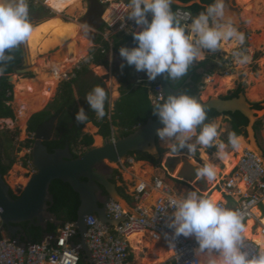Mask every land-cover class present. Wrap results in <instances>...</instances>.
<instances>
[{
	"label": "clouds",
	"instance_id": "clouds-1",
	"mask_svg": "<svg viewBox=\"0 0 264 264\" xmlns=\"http://www.w3.org/2000/svg\"><path fill=\"white\" fill-rule=\"evenodd\" d=\"M172 4L173 0H128L127 18L141 26V30L133 32L136 46L121 47L119 54L128 66H134L137 72H144L149 80L157 78L159 81L158 76L165 73L169 79H180L188 74L194 62L205 59V50L216 52L222 48V42L229 40H235L241 44L244 42L243 34L237 30L234 22L226 17L224 0H214L205 11L195 17L190 12L191 23L177 19L172 11ZM101 6V14L104 15L108 7L102 4ZM149 14L151 15L150 20ZM79 27L85 34L91 30L87 24H81ZM33 32L34 26L30 20L27 0H0V77L4 75L7 62L13 59L8 53L28 42ZM247 59V57H242L238 63H246ZM23 62H25L24 58ZM93 64H95L94 61ZM25 67V64L21 65V68ZM123 67L122 64L121 68ZM81 70H77V73ZM140 85L149 89L150 100L154 105L153 114L163 125L156 129V135L168 145L171 152L177 153L186 148L191 156L196 153L197 146H202L204 149L214 146L217 148L218 159L227 158L226 145L218 139V125L216 123L204 124L206 112L195 97L183 93L170 94L165 99L163 98L162 103L154 104L153 95L146 81L144 80L143 84H137V86ZM85 99L89 108L96 113L97 118L103 119L106 115L105 104L109 99L105 88L95 86ZM87 119L85 109L80 107L75 113V120L84 123ZM109 120L111 122V117ZM89 123L95 126L93 122ZM115 129L119 131L118 127L112 125L111 136L106 138L110 142L122 138ZM103 140H105L104 137ZM228 143L233 149H238L240 137L233 133L229 136ZM72 152L74 154L73 150ZM137 162L145 161L126 158L119 165L126 170V166L132 167ZM196 176L197 179L206 178L211 182L217 176V168L212 163H205L197 168ZM136 187H132L133 191ZM131 193L126 192L133 201ZM130 205L133 208L134 205L131 203ZM168 206L174 208L172 220L168 225L169 228L174 229V235L194 236L198 243L197 254L207 253L206 259L198 261L197 264H264V249L255 255H250L245 250L244 233L246 229L239 211L225 207L215 199L201 196L195 190L188 191L182 197H170Z\"/></svg>",
	"mask_w": 264,
	"mask_h": 264
},
{
	"label": "rangeland",
	"instance_id": "rangeland-1",
	"mask_svg": "<svg viewBox=\"0 0 264 264\" xmlns=\"http://www.w3.org/2000/svg\"><path fill=\"white\" fill-rule=\"evenodd\" d=\"M96 0H84L82 6L80 7V10H76L73 14L66 15L63 14L62 18L64 21H70V22H77L79 25L81 24H87L91 30L85 34L82 33V31L79 34V37L84 39L87 43V46L84 48L87 52V56L79 62L70 73H68L63 79H60L57 83V87L55 90L49 91L47 88L45 90H48V94L45 92V90L42 89V87L34 86V93L31 94L30 98L34 101L42 100L41 106L37 107L33 114L42 111L43 109L48 108L49 105L53 104V102L60 99V95L62 93V87L63 84L66 82H70L72 79L77 77V70L78 67H82V64L84 63V60L86 58H89V55L94 53L97 48L102 49L104 46V43H102L99 38L103 37L104 40L107 37V39H110V37L115 36V34H121L119 30V26L121 23L118 21L119 17L115 16L114 10L111 8L112 2L115 4L117 0L109 1V9L110 11L106 9V13L109 14L107 19H99V22L97 23V17H99L98 14L95 16H91V7H94L95 10L102 12V9L96 8L94 5ZM28 5H32L33 8L29 7V16L30 20L34 25L38 24L40 21H46L57 17L58 14L52 9L49 8L47 5V0H27ZM93 3V4H92ZM225 4V13L226 17L230 18L233 22L237 30L243 34L244 36V42L241 44L238 41L235 40H229L225 41L227 43L236 42V44L233 46L232 49L229 48V45H222V48L220 50H217L216 52H209L208 50H205V59L202 61L194 62L192 65H198L201 62H208V69L211 70V75H204L203 77V87L201 88V96L203 101H208L210 98H218V97H226L233 95L236 91H238L241 87L244 88V94L248 98L249 101H251L254 104H261L262 105V111L263 114L260 116L261 121V127L258 132V135L256 134L257 144L259 146V149L261 151H264V91H255V88H258L259 86H263L264 89V8L262 10H252L251 6H245L243 5L241 0H224ZM40 7H44L47 10L45 12L40 10ZM258 11V12H257ZM197 16V15H195ZM194 16V17H195ZM193 17V18H194ZM91 18H96V21L91 20ZM129 24V27L127 29H132L133 24L135 22L133 20H130L126 18L123 22ZM106 23L107 27L104 30H100L99 27L102 23ZM191 23V22H189ZM116 24V25H114ZM188 24V23H187ZM114 25V27H113ZM135 32L141 30V26H138L135 24ZM80 38V39H81ZM252 40V41H251ZM110 42V41H109ZM109 44V43H107ZM223 44V42H222ZM25 50L24 53V63L26 67L32 66V69L29 73L26 74H19L15 75L16 77L15 81L12 83L13 86V101L9 103L11 105L15 118L12 119H0V143L5 141V148H9V151H7L5 148L3 149V155L6 158L7 152H9V155L11 158L14 159V164L12 165V168L8 171V174L6 175V180L11 186V188L20 195L18 192V188H23L26 183L28 182L29 178L35 173L31 167H25V156L28 152L26 148L23 147V143H25L28 140V120H26L25 124L21 123L19 121V113H20V106L17 103L18 100L16 98V85L21 80H28V79H34L38 75V70H49L47 71L48 74L52 73L53 67L63 65L66 58L64 59H51L52 54L57 53L60 51V44H56V46L50 50H48L46 53H32L31 50L28 47L27 43L22 44ZM111 50L107 52V58L106 63L102 65L93 64V61L90 59V63H87V66L89 67V72L83 76H80L77 82H74L72 85L73 89V95L75 98V101L77 103L78 109L80 107H83L84 97L82 96V93L85 91H89L91 88H94L95 86L103 85V88L110 94L109 102H110V109L113 110L115 106V102L118 101L121 97V82L120 79L115 75V71L118 70L120 67L122 60L121 56L119 54L112 51V44ZM227 49V50H226ZM33 56V57H32ZM242 57H247L246 63H238V60ZM43 61V64H40L39 61ZM103 67L104 70H98L97 68ZM41 68V69H40ZM52 69V70H51ZM98 70V71H97ZM225 75H234L236 76V79L232 82H229L227 85L224 81H221V77ZM132 82L136 83L137 80L144 79L146 83L148 82V78L144 72H137L135 68L132 71L131 76ZM259 81V83H258ZM255 91V93H254ZM253 92V93H252ZM259 93V94H258ZM47 99V101H45ZM44 101L46 103H44ZM10 120V121H9ZM9 121V122H8ZM211 123H216L218 125V132H219V141H222L227 151L228 149L232 148L231 145L228 143L227 139L229 138V128H230V122L225 116H219L215 120H213ZM87 124L83 132L90 135H96L97 134V128H95L92 124L91 126H88ZM117 130V129H115ZM18 132L19 135L17 138H13V135ZM117 132L120 134V132L117 130ZM198 133V131H197ZM242 142L240 143V146L238 149H233V159L234 164L231 169H227V164L224 163L225 159H218L216 156V147H209L207 149H204L202 146H197V151L194 155H191L186 151L187 149H182L181 151L177 153H173L170 151L168 145L161 141L160 138L158 139V143L160 147L165 150V156L166 154H169L170 157L167 159L166 163L165 161L162 162V165H165L168 169L167 178L171 183H174L176 186H183L185 188H191L190 190H194V187L198 190H201L202 187L193 185L196 180V170L198 167L204 165L203 163H212L217 168V176L216 178L209 182L206 178L200 179L202 181V184L206 186L207 190L203 191L204 195H206L210 189H213L216 185L218 188H214V194L215 197L219 199V201L222 200V195L220 192L216 191L217 189L221 191L223 188V185L225 183V180L227 178V175L231 173L232 169L237 165L238 159H240L243 156V152L247 149V141L245 137L247 136H241ZM11 140L12 142L8 141ZM102 139V138H101ZM106 139V138H105ZM103 145V140H101L99 143H94L92 147H98ZM249 147V146H248ZM258 149V150H259ZM249 151L254 152L257 156L261 157L256 149V147L250 146L248 148ZM78 151V150H77ZM229 151V150H228ZM173 153V155H172ZM237 154V155H236ZM8 160V159H5ZM222 163L225 164V169L222 166ZM112 167L114 170H118L123 178V182H120L117 180V186L118 187H125L126 192L131 193L133 190L132 188V180L134 179V176L139 177L141 176V169L139 173L135 171H130L132 167L126 166V170H124L120 165L116 164H109L107 162V168ZM153 167V166H152ZM155 167V165H154ZM156 168V167H155ZM154 168V169H155ZM158 168V167H157ZM130 171V173H128ZM171 174H174L178 176L179 178L187 179L189 180L188 186L184 183H181V181L171 178ZM139 174V175H138ZM10 177L15 179L14 183L10 182ZM135 177V178H136ZM224 178V179H223ZM200 180H198L200 182ZM194 186V187H193ZM210 187V188H209ZM222 187V188H221ZM242 187V186H241ZM243 188V187H242ZM180 197L187 194V192H182V189H180L179 193ZM128 201L134 205L133 201L128 198ZM264 213L262 212V215ZM262 223L264 225V219L262 220ZM138 242V241H137ZM143 245V244H142ZM134 247V245H133ZM146 247H151L150 243L146 245ZM137 248V250H135ZM135 246V251H140ZM133 254V250L131 249V255ZM172 254V253H171ZM171 254L169 256H171ZM154 262H156L154 260Z\"/></svg>",
	"mask_w": 264,
	"mask_h": 264
},
{
	"label": "built area",
	"instance_id": "built-area-1",
	"mask_svg": "<svg viewBox=\"0 0 264 264\" xmlns=\"http://www.w3.org/2000/svg\"><path fill=\"white\" fill-rule=\"evenodd\" d=\"M100 3L107 7L110 5L107 0H100ZM115 4L117 7L114 9V15L119 17L120 23L122 22L119 26L120 33L125 35L133 33L136 30L135 24L132 29H127L129 24L127 21L123 22L129 10L128 0H117ZM176 17L184 22H190L192 19L191 13L183 9L177 11ZM105 40L112 44L111 37L110 39L106 37ZM89 57L94 61V54H90ZM90 59L86 58L78 70L90 63ZM143 82V79L137 80L138 85ZM147 84L153 95V103L163 101L158 79L148 80ZM152 190L161 192L163 198L150 209H146L141 204L149 199ZM222 191L224 201L218 203L239 211L245 227L250 220H253L252 232L256 234L257 230L261 229L264 237L262 223L264 219V214L262 215V212L264 213V160L254 152L246 150L231 173L230 179L224 183ZM169 194L170 189L164 180L155 177L152 184L142 183L131 193L134 202L132 212H127L114 201L107 205L108 218L121 220L126 217L118 226L105 224L96 215L88 217L86 245L91 253L92 263L85 261L83 264H135L128 241V238L135 233H150L155 239L166 243L173 253L169 264H197L200 259L196 251L198 243L195 237L175 236L174 229L168 227L174 212V208L168 206ZM78 237L76 222L67 223L56 235H47L41 243L27 242L24 249L17 245L15 239L0 235V264H81L84 257L80 241L76 242ZM73 243L78 247L73 248ZM245 250L250 255H255L261 247L246 237Z\"/></svg>",
	"mask_w": 264,
	"mask_h": 264
},
{
	"label": "water",
	"instance_id": "water-1",
	"mask_svg": "<svg viewBox=\"0 0 264 264\" xmlns=\"http://www.w3.org/2000/svg\"><path fill=\"white\" fill-rule=\"evenodd\" d=\"M195 4L204 6L202 0H193L188 3L173 0V5L183 9L192 7ZM135 46L134 41H129L126 45L127 48ZM30 70L31 66L16 69L15 75L29 73ZM14 77V74L9 77V83L15 81ZM158 78L164 99L170 94L179 95L183 93L182 87L174 88L167 81L166 73L158 76ZM190 81L191 79L188 80V82ZM188 95L195 97L202 104L205 112L215 110L219 114L240 112L244 115L249 120L247 126L248 137H245L247 144L252 145L254 143L256 149H259L254 127L260 120L263 111L254 109L253 103L248 100L244 93H240L238 97L231 99L223 96L210 98L208 101L202 100L201 93ZM229 119L232 120L231 117ZM57 123V117H52L37 129L36 141L32 151V164L36 169V173L29 178L17 200L11 197V187L5 176L0 173V219L3 226H6L9 233L12 234V237L22 233V235L15 238V241L19 247L26 248L28 239L26 234L23 233V229L17 227V225L29 223L30 226L36 228H47L49 222H56L55 216L49 211L50 205L54 203L50 188L56 180L67 183L80 197L81 204L77 213L76 227L79 231L84 260L92 263L91 253L86 245L87 218L96 215L101 222L110 226H118L126 217L121 220L108 218L106 207L111 201L120 204L127 212L133 211L127 199L118 191L117 184L112 182L114 168L109 166L107 168V162L119 165L122 160L128 158L133 152H143L158 157L159 137L156 135V129L163 127V125L159 119H149L146 124L139 126L129 136L119 138L115 142L105 139L102 146H95L75 158L69 145L50 153L48 147L44 144V142L51 140ZM204 124H207V116ZM258 152L262 156L261 149ZM103 168L106 171H102ZM10 182L14 183L15 179L10 177ZM195 185L198 186L197 183ZM21 238H24V240ZM72 247L77 248L78 245L73 243Z\"/></svg>",
	"mask_w": 264,
	"mask_h": 264
},
{
	"label": "trees",
	"instance_id": "trees-1",
	"mask_svg": "<svg viewBox=\"0 0 264 264\" xmlns=\"http://www.w3.org/2000/svg\"><path fill=\"white\" fill-rule=\"evenodd\" d=\"M180 1L188 3L193 0ZM213 2L214 0H202V4L204 6L195 4L192 7L186 8V10H188L192 13V15L195 16L205 11V9ZM29 7L33 8L32 5H29ZM171 7L172 11L176 15V12L179 7L173 4ZM40 10L45 12L47 9L44 7H40ZM106 12L107 11H105L103 15V18L105 20L109 16ZM148 18L149 20L151 19L150 14ZM106 27L107 25L105 23H102L99 29L102 31ZM99 40L104 43V46L102 47V49H98L95 52L94 63L97 65H102L106 63V53L111 50V47L109 45L110 43L107 44L108 42H106L103 37H100ZM111 41L113 45L112 50L115 53L119 54V49L121 47H126L129 41H134L133 33L129 35H115L111 38ZM24 53L25 50L23 45L12 49L8 53V55H11L13 59L7 62L5 66L4 75L0 77V119L15 118L12 107L8 105V103L13 100V86L9 83V76L13 74L16 69L21 68ZM123 65V68H121L120 66L118 70H116V74L120 78V82L122 85V95L120 99L115 103L113 110L110 109V102L108 99L105 104L106 115L103 119H98L96 113L89 108L86 102L85 97L93 89L91 88L89 91H85L82 93V96L84 97L83 106L87 113L88 119L84 123H79L75 120V113L78 111V106L73 95L72 85L74 82H77L80 76H83L89 72V68L85 66L81 71H78L76 78L72 79L70 82H66L63 84L60 99L50 105L47 110L41 113H37L32 117L29 124V131L31 133H35L38 127H40L43 123L50 120L54 116L57 117L59 123L53 134V138L50 141L44 142V144L48 147L50 153H53L56 149H63L66 145H69L71 147V150L74 151V157L78 158L80 155L84 154L87 150H89L94 142V139L91 135L85 134L83 132L85 124L89 122H93L95 126L99 128V135L103 136L104 138H108L111 136L112 133V125L118 127L120 137H126L132 134L135 131L136 127L146 124L149 119L158 120V117L154 115L152 111L154 105L150 100L149 89L143 85L135 87L134 84L131 82V73L134 69V66H128L126 62ZM207 65L208 62L206 61L201 62L198 65H191L188 74L185 77H182L177 80L167 78L166 73L167 81L174 88H179L183 87L185 85V82L190 78L192 82L190 84L185 85L184 90L182 92L184 94L197 95L201 92V88L203 87L202 81L204 75L212 74L211 70L208 69ZM201 69L204 70V73H199V70ZM101 87H103V85H101ZM243 92L244 88L241 87L238 91H236L233 95L229 96L227 99L238 97L239 94ZM108 97H110L109 93ZM253 107L257 110L262 109L261 104H254ZM221 115L222 114H219L215 110L207 111V124H211L213 120H215ZM223 115H227L232 118V121H229L230 135L234 133L238 137L247 136V126L249 124V120L244 115H242L240 112L226 113ZM109 117H111V122L109 120ZM261 124V121H258L254 127L257 135L260 130ZM18 135L19 133L16 132L13 135L12 140L13 138H17ZM228 140L229 138L227 139V141ZM8 141L12 142L9 139ZM30 145L31 141H26L25 143H23V146L26 147H29ZM4 148L5 141L0 143V173L3 176H6L15 161L13 158H11L9 152H7L6 158L4 157L2 153ZM5 149L9 151V148ZM158 150V157L143 152H133L130 154V156L135 158L136 161H145L155 166H160L162 162L166 159L167 154L163 156L165 154V150H163L159 146ZM117 180L123 182L121 173L118 170H115L113 172L112 182L117 183ZM118 191L126 199H130V197L126 194L124 186L118 187ZM50 192L54 197V203L50 205L49 211L55 216L56 222H49L47 228H36L34 226L28 227V223H24V232L26 233V238L28 239V242L41 243L47 235H56L59 229L62 228L64 225H66L67 223H74L77 220V213L81 201L79 195L74 192L72 187L67 183H64L60 180H56L52 183ZM10 195L15 200L19 198V196H17L12 190L10 191ZM79 241L80 238L78 237L76 239V242ZM84 262L85 260L83 259L81 264H83Z\"/></svg>",
	"mask_w": 264,
	"mask_h": 264
},
{
	"label": "bare ground",
	"instance_id": "bare-ground-1",
	"mask_svg": "<svg viewBox=\"0 0 264 264\" xmlns=\"http://www.w3.org/2000/svg\"><path fill=\"white\" fill-rule=\"evenodd\" d=\"M83 1L84 0H47V5L50 8H52L58 14V16L46 20L39 26H36L34 28V32L31 39L28 42H26L32 53H46L48 50L54 48L56 44L59 43L61 46V47L58 46V48H60V51L52 54L51 59L66 58L67 60L63 65L53 67V70L51 69L52 73L50 74L47 73V71H49L48 69L47 70L43 69L40 71L38 70V75L36 78L21 80L18 82V84L16 85V98L18 100L17 103L21 108L19 113V121L23 124H25L26 120L34 113L35 109L41 106L42 104V100L34 101L33 99L30 98L31 94L34 93V86L42 87L43 90H45L46 88L49 91L55 90L58 81L60 79H63L68 73H70L72 69L87 56V52L84 49L87 46V43L84 39L79 37V34L82 31L79 27L80 25L75 21L73 22L64 21L62 18L63 14L70 15L73 14L76 10L78 9L80 10ZM109 1H114V0H109ZM241 1L243 5L251 6L252 10L254 9L255 11L262 10V8H264V0H241ZM116 7L117 5L112 2L111 4L112 10H114ZM82 33L84 32L82 31ZM235 44L236 42H231L227 44L226 42H223L222 45H229L228 46V51H229V48L232 49ZM39 63L43 64V61L41 60L39 61ZM97 69L100 71L104 70L103 67H99ZM15 79L16 77H14V80ZM235 79L236 76L234 75H225L221 77L220 80L224 81L227 85L229 82H232ZM48 90H45L47 94L49 93ZM261 90L264 91L262 85L259 86L258 88H255L256 92ZM45 101H47V99ZM45 101L44 103H46ZM88 126L91 125L89 124ZM239 137L241 143L242 137L241 136ZM95 138H96L95 143H99L102 140L101 137L99 136ZM250 146L255 147L254 143H252V145ZM226 152H227V158H225L224 163L227 164V169H231L234 164L233 153L228 151ZM143 167L145 170L144 172L145 175L151 174L153 172V167L145 162L135 163L130 171H135L139 173L140 169ZM130 171H128V173H130ZM241 186L243 187V184H241ZM256 214L258 215L259 213L256 211ZM253 225H254L253 220H250L245 227L246 231L244 235L247 238L258 243L261 249H264V237L262 236V230L258 229L256 234H254L252 232ZM142 237H143L142 233H135L129 237V240L132 243H135L137 241L139 243ZM148 244L149 243H143L142 247ZM133 248H135V246ZM135 250H137V248ZM170 254L171 252H169L166 255L164 254V258L169 256ZM197 255L200 260H204L207 257V253H199Z\"/></svg>",
	"mask_w": 264,
	"mask_h": 264
},
{
	"label": "crops",
	"instance_id": "crops-1",
	"mask_svg": "<svg viewBox=\"0 0 264 264\" xmlns=\"http://www.w3.org/2000/svg\"><path fill=\"white\" fill-rule=\"evenodd\" d=\"M47 20V19H46ZM45 21V20H44ZM44 21H40L38 24L34 25V28L36 26H39L40 24H42ZM117 102V101H116ZM115 102V103H116ZM89 124H92V123H89ZM93 125V124H92ZM94 126V125H93ZM95 127V126H94ZM97 128V127H95ZM97 131H98V128H97ZM93 136V139H94V142L96 140L95 137H101L102 140H103V137L98 135V132L96 135H92ZM104 141V140H103ZM160 147V145H159ZM161 148V147H160ZM229 150V151H228ZM227 151L228 152H231V153H234V150L232 148L228 149ZM248 150V149H247ZM173 155V153H172ZM237 155V154H236ZM170 157L169 154H167V157L166 159L164 160L166 163L167 159ZM264 151H263V154H262V159L264 160ZM147 163V162H146ZM149 164V163H148ZM205 164V163H203ZM151 165V164H150ZM163 167L161 168V166H159L158 168H155L154 165H153V172L151 174H148V175H145L144 172V167L141 168V173H143L141 176L139 177H136L134 176V179L132 180L131 184L133 186H138L142 183H145V184H152L153 182V179L155 177H159L161 179L164 180V183L169 187L170 189V197H173V198H178L180 197V194L179 191L180 189H182V192H188V191H191L190 189L191 188H185L181 185L179 186H176L174 183H171L168 178H167V173H168V169L166 168L165 165H162ZM222 166L223 168L225 169V164L222 163ZM236 167V166H235ZM235 167L232 169L231 173L233 172V170L235 169ZM155 168V169H154ZM231 173H229V175H227V178L225 180L228 181L230 179V176H231ZM144 175V176H143ZM170 176L171 178L173 179H176V180H179L181 181V183H184L185 185L188 186L189 184V180L187 179H183V178H179L178 176L174 175V174H171L170 173ZM136 177V178H135ZM140 178V179H139ZM202 179V178H200ZM200 179H197L195 183L198 184L199 187H202L201 190H198L197 188H195L194 186V190L201 196H205V197H208V198H212V199H215L216 201L219 202V199L215 197V194L213 193L214 192V188H218L217 185L213 188V189H210V191L204 195L203 191L207 190L206 186H204L202 184V181ZM224 179V178H223ZM200 180V182L198 181ZM188 183V184H187ZM195 183L193 185H195ZM132 186V187H133ZM196 186V185H195ZM222 188V187H221ZM133 190V188H131ZM218 192L221 193L222 195V200L221 201H224V198H223V191L221 189L220 190H216ZM161 198H163V194L161 192H158V191H153L151 192L150 194V197L148 200L142 202V206L145 207L146 209H150L151 207H153ZM232 201L234 202V200L232 199ZM143 234V237L140 239V242H135V243H132L129 238H128V241L130 243V249L133 250V254H132V259L133 261L135 262V264H169L170 261H171V258L173 256V253L172 251L168 248V246L166 245V243L160 241V240H157L155 239L150 233H142ZM143 243H150L151 247H146L145 245L142 247V244ZM133 245L138 247V248H141L139 249L140 251H135L134 248H133ZM169 252H171V256H167L166 258H164V254H168ZM154 260L156 262H154Z\"/></svg>",
	"mask_w": 264,
	"mask_h": 264
},
{
	"label": "flooded vegetation",
	"instance_id": "flooded-vegetation-1",
	"mask_svg": "<svg viewBox=\"0 0 264 264\" xmlns=\"http://www.w3.org/2000/svg\"><path fill=\"white\" fill-rule=\"evenodd\" d=\"M93 4V3H92ZM93 6H95L96 8H102V6H101V4H100V0H96L95 1V3H94V5ZM108 10V12L110 11V9L108 8L107 9ZM96 14H98L99 15V17H97V23L99 22V19H102V14H101V12L99 11V9H98V11L97 10H95L94 9V7H91V16L93 17V16H95ZM109 15V14H108ZM94 18H91V20H93ZM94 21H96V18L94 19ZM120 56V55H119ZM121 58V60H122V63H121V65L122 64H124L125 63V61L123 60V58L122 57H120ZM24 62L22 63V65L24 66ZM120 65V66H121ZM199 73H204V70L203 69H201V70H199ZM115 75L117 76V74H116V71H115ZM131 76H132V73H131ZM118 77V76H117ZM119 78V77H118ZM120 79V78H119ZM190 79V78H189ZM188 79V80H189ZM188 80L185 82V85H187V84H190L191 82H192V80L190 81V82H188ZM131 82H132V79H131ZM133 83V82H132ZM135 86H137V84L136 83H133ZM184 85V86H185ZM122 86V85H121ZM184 86L182 87V91L184 90ZM180 88V87H179ZM201 93V92H200ZM199 93V94H200ZM192 95H194V94H192ZM54 103V102H53ZM52 105V104H51ZM50 107V105L48 106V108ZM48 108H46V109H43L42 111H40V112H37V113H41V112H43V111H45V110H47ZM37 113H35V114H37ZM34 114V115H35ZM33 115V116H34ZM32 116V117H33ZM221 116H225V117H227V119L229 120V121H232V120H230L229 119V116H227V115H221ZM32 117L28 120V140L27 141H31V145L29 146V147H26V146H23L24 148H26V150H28V152H27V154H26V156H25V163H24V165H25V167H31L32 169H33V171L34 172H36V169H35V167L33 166V164H32V151H33V148H34V144H35V141H36V132L35 133H31L30 131H29V124H30V121H31V119H32ZM55 117V116H54ZM232 119V118H231ZM39 128V127H38ZM56 128V127H55ZM56 130V129H55ZM37 131V130H36ZM54 132L55 131H53V133H52V137H51V139L53 138V134H54ZM86 134V133H85ZM90 135V134H89ZM92 136V135H91ZM95 142H93V144H94ZM93 146V145H92ZM249 146V147H248ZM91 148H93V147H91ZM248 148H250V145H247V149ZM83 155V154H82ZM133 157H131L130 155H129V157H128V160H130V159H132ZM102 171H106V169L105 168H103V170ZM5 178H6V176H5ZM7 181V180H6ZM8 183V182H7ZM11 187V186H10ZM13 191L17 196H20L19 194H17L12 188H10V191ZM18 192L20 193V194H22V192H23V188H18ZM17 227H21L22 229H23V231H25V228H24V226H23V224H21V225H17ZM28 227H31L30 225H29V223H28ZM22 233H18L15 237H12V234H10L9 233V231H8V228L6 227V226H3L2 225V223H0V235H2V236H4V237H7V238H9V239H11V238H13V239H15V238H17L19 235H21ZM24 234H26L25 232H24ZM21 239H23V238H21Z\"/></svg>",
	"mask_w": 264,
	"mask_h": 264
}]
</instances>
